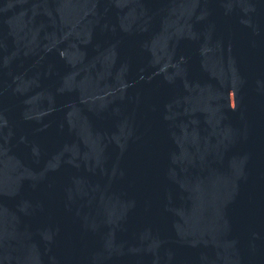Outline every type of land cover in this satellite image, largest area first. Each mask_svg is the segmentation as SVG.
I'll return each instance as SVG.
<instances>
[{"label": "water", "instance_id": "water-1", "mask_svg": "<svg viewBox=\"0 0 264 264\" xmlns=\"http://www.w3.org/2000/svg\"><path fill=\"white\" fill-rule=\"evenodd\" d=\"M0 264H264V0H0Z\"/></svg>", "mask_w": 264, "mask_h": 264}]
</instances>
